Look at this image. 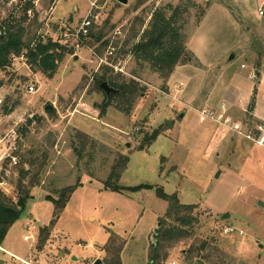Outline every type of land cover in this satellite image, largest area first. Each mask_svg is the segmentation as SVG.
Listing matches in <instances>:
<instances>
[{"label":"rangeland","instance_id":"374dc122","mask_svg":"<svg viewBox=\"0 0 264 264\" xmlns=\"http://www.w3.org/2000/svg\"><path fill=\"white\" fill-rule=\"evenodd\" d=\"M158 13L173 15L185 48L168 77L132 52ZM2 16L24 45L52 39L71 52L52 78L26 65L24 49L0 73L1 205L14 219L0 225V264H105L110 234L120 264H148L167 211L157 187L197 218L194 239L161 264H188L194 240L226 264H264V0H21ZM87 16L98 43L77 35ZM103 75L109 95L96 87ZM124 163L112 192L104 185ZM69 187L51 226L52 200Z\"/></svg>","mask_w":264,"mask_h":264},{"label":"trees","instance_id":"16d2710c","mask_svg":"<svg viewBox=\"0 0 264 264\" xmlns=\"http://www.w3.org/2000/svg\"><path fill=\"white\" fill-rule=\"evenodd\" d=\"M10 29L11 24L8 25L5 35L0 36V73L9 67L11 60L21 55L24 49L25 53L23 55L26 65L30 68L37 69L47 78H52L64 57L71 52L67 44H62L52 39H47L46 41L38 40L32 46L24 45L21 28L18 27L13 31H10ZM87 37L95 43H98L99 37L95 34L90 33ZM182 37L181 27L173 19V15L171 18H166L165 14L158 13L150 24L149 30L144 33L141 41L133 46L132 52L137 60L147 62L154 71L158 72L161 76L168 77L174 67L179 63L180 58L185 55ZM103 82L108 83V85H115L111 76H99L95 82L98 90H100V85ZM12 109H8L6 106L3 108L5 114L10 113ZM24 164L32 167L34 162L32 159H29L24 160ZM125 165V163L122 164L120 171L114 172L111 176L116 184L111 185L110 182H106L104 185L106 188L109 187L112 192H118L122 189L117 186V181ZM21 173L24 175L23 171ZM141 188L151 189V186H138L130 188V190L137 191ZM18 190L21 191L22 198L18 199L16 205L23 207L28 199V194L20 183L18 184ZM73 190L74 188L69 187L61 191V203L52 200L55 210L50 223L51 226L57 221ZM154 191L156 196L166 203L167 211L165 220L161 224L163 226L157 230L155 242L150 247L148 264H161L166 260L169 248H172L176 243L183 240L189 241L190 239H194L197 218L194 214L195 206L181 204L176 195H168L162 188L157 187ZM4 201L5 198L0 193V203L3 204ZM48 233L49 229L47 228L40 230L39 248L45 241V237L41 238V236L43 234L47 235ZM0 234V237H4L5 235L4 231ZM118 240V236L110 234L104 246V251L108 253L110 260L106 261L105 264H120L122 245L116 246L115 242ZM198 243L199 245H197ZM182 256L188 264H226L224 262L226 254L218 250L216 246H211L205 241L199 242V240H194V243L189 246V249L182 252Z\"/></svg>","mask_w":264,"mask_h":264},{"label":"built area","instance_id":"2783aa9c","mask_svg":"<svg viewBox=\"0 0 264 264\" xmlns=\"http://www.w3.org/2000/svg\"><path fill=\"white\" fill-rule=\"evenodd\" d=\"M21 0H0V36H4L5 33H6V30L8 28V25H10L13 21L12 20V17H4L2 16L3 13L5 12V10H7L8 8H13V7H16V5L18 3H20ZM259 15H263L262 11L259 12ZM91 27V21L88 19V16L83 20L81 26L79 27L78 29V36L80 37H86L88 34H89V29ZM263 79H264V76H263ZM29 92H33V88L32 87H29ZM0 104H1V101H0ZM259 131H261V133L263 134L262 135V138L259 142H257V144L259 146H262L263 145V142H264V124L263 126H260L259 128ZM15 136V133L12 132V134L10 135V137H13ZM4 137L2 136V134L0 133V143L2 142L1 140H3ZM12 150H15V146H13ZM8 156H10L8 154ZM11 160H12V163L13 164H16V161H15V158L14 157H11ZM236 232V229L234 228V226H227L226 228L223 229L222 231V234L223 235H230L232 233H235ZM238 235H242V232H238Z\"/></svg>","mask_w":264,"mask_h":264},{"label":"water","instance_id":"95a60500","mask_svg":"<svg viewBox=\"0 0 264 264\" xmlns=\"http://www.w3.org/2000/svg\"><path fill=\"white\" fill-rule=\"evenodd\" d=\"M118 3L122 5H126L128 0H116ZM100 88L107 94L109 95L112 93V90L107 87L105 83H102L100 85ZM14 222V219L12 218L11 210L5 208L4 206L1 205L0 203V225L1 224H12ZM233 224H230L232 226ZM159 227V224L158 226ZM74 259V258H73ZM94 264H100V262L97 260Z\"/></svg>","mask_w":264,"mask_h":264},{"label":"crops","instance_id":"0c3cea01","mask_svg":"<svg viewBox=\"0 0 264 264\" xmlns=\"http://www.w3.org/2000/svg\"><path fill=\"white\" fill-rule=\"evenodd\" d=\"M73 261L75 262V261H78V260L74 258Z\"/></svg>","mask_w":264,"mask_h":264}]
</instances>
